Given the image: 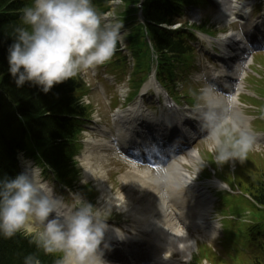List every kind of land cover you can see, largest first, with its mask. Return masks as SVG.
Instances as JSON below:
<instances>
[{
    "label": "clouds",
    "instance_id": "9594fccd",
    "mask_svg": "<svg viewBox=\"0 0 264 264\" xmlns=\"http://www.w3.org/2000/svg\"><path fill=\"white\" fill-rule=\"evenodd\" d=\"M102 20L92 0H32L22 9L23 26L15 29L14 42L7 49L8 73L16 87L28 84L47 94L111 61L118 48L125 47L127 32L117 20ZM201 96L197 122L206 133L212 162L243 163L255 138L236 111V97L211 85ZM206 165L202 162V168ZM167 179L158 177L156 182ZM112 214V204L97 207L79 194L68 210L65 201L38 183L35 170L28 167L0 177V236L31 237L45 254H60L57 264H108L105 254L112 248L105 234ZM114 231L118 240L126 239L123 231ZM24 264H40V260L29 255Z\"/></svg>",
    "mask_w": 264,
    "mask_h": 264
},
{
    "label": "trees",
    "instance_id": "16d2710c",
    "mask_svg": "<svg viewBox=\"0 0 264 264\" xmlns=\"http://www.w3.org/2000/svg\"><path fill=\"white\" fill-rule=\"evenodd\" d=\"M23 4L22 0H0V177L18 173L16 155L22 150L39 162L49 163L58 179L70 183L73 177L68 166L70 151L59 144L60 140L70 137L63 115L72 114L74 110L67 90L57 85L45 94L28 84L17 88L8 73L7 49L14 42L19 24L15 13ZM183 4L185 0H147V18L162 23L173 9L178 10ZM132 41L133 48L137 49L138 38L133 37ZM156 43L161 50L169 49L179 55L186 51L180 42L165 35L159 36ZM250 187L254 199L264 205V180ZM29 255L39 259L40 264L53 261L52 254H45L28 238L19 234L11 239L0 236V264H24ZM260 264H264V258Z\"/></svg>",
    "mask_w": 264,
    "mask_h": 264
},
{
    "label": "bare ground",
    "instance_id": "6f19581e",
    "mask_svg": "<svg viewBox=\"0 0 264 264\" xmlns=\"http://www.w3.org/2000/svg\"><path fill=\"white\" fill-rule=\"evenodd\" d=\"M245 2L246 1H248V0H244ZM242 6H243V3H242V0H230L229 1V7L226 9V10H223L221 13H220V16H219V18H221V19H223V20H231V19H239V20H241L242 22H244L245 23V25H243V30H244V33L246 34V35H248L249 37L251 36V40H253L254 39V37H255V35H258L259 34V32H261V30L264 28V15L263 16H261L257 21H255V22H252V21H247L245 18H244V16L246 17V15L244 14V12L242 11ZM226 14V15H225ZM263 34H264V32H263ZM247 45V46H246ZM246 45H244V44H240V43H238V37H236V36H230V37H227V38H225V39H223L222 40V43H221V47L223 48V49H227V50H232V52L233 51H236V50H240L242 47H248V44H246ZM248 62L245 60V59H239V62H238V65H236L237 67H238V70H236V71H234V70H232L231 72H232V74L234 73V72H236V75H235V77H234V79H236V80H238L239 78H241L242 77V74H239L238 73V71L239 70H242L241 71V73L244 71L245 72V70H246V67L248 66ZM238 86V88H239V85H237ZM241 91V90H240ZM163 119H164V117L162 116L160 119H152V120H150L149 122H147L146 121V124H145V130H147V131H149V132H154V128H156L155 126H157V124H160V123H162V121H163ZM172 121V120H171ZM166 122H168V121H166ZM172 123V122H171ZM171 123H169V125H168V123L166 124L165 123V125L167 126V127H170L171 125ZM189 124V122L186 120V126ZM163 126V125H162ZM178 128H180V130H183L184 129V124L182 123V122H179L177 125H176ZM175 130V133H176V135H178V133H177V130L176 129H174ZM136 131H135V129L134 128H132L131 126H130V124L129 123H125V124H123L122 123V132H121V134H120V136H119V141H121V142H129V141H127V137L129 136V137H131L134 133H135ZM206 134V133H205ZM137 135V134H136ZM130 143V142H129ZM130 144H126V145H124V147L125 148H130ZM140 155H141V153H140ZM30 161V160H29ZM17 162H18V160H17ZM25 162V161H24ZM25 167H28V168H30L29 167V165L28 166H25ZM178 166L177 165H172L171 167H170V169H176ZM179 168V167H178ZM87 173L89 174V175H91V172L90 171H87ZM35 175H37V172L35 171ZM180 175H182L183 176V174H182V172H180ZM142 178L140 179L142 182L144 181V182H149L150 180L149 179H146L147 178V176L145 175V174H143L142 176H141ZM151 183H153V182H156V181H154V180H152V181H150ZM41 183V182H40ZM157 183V182H156ZM177 183H184V185L185 186H189V194H192V196H193V199H192V201L191 202H189L188 204H192L193 203V201H197V200H200V199H203V197H205V198H207V199H209V201H208V204H207V206H206V210H204L203 212L205 213V211H209V210H211V206L213 205V202H214V200L212 199V197H210L209 195H208V193L207 192H204V190H201V189H199L196 185H195V182H194V180L191 178V176L188 174V175H186L184 178H173V180H171L170 181V185L171 184H177ZM173 188V187H172ZM169 189H170V187H169ZM176 189V188H175ZM170 192H171V194L173 195V197L174 198H176V194L178 193V191H177V189L175 190V192H173L171 189H170ZM119 203L120 204H122V202L121 201H116V203L115 204H117L118 206H120L119 205ZM155 211V215L157 214V216L159 217V213H157V210H154ZM124 212H126V213H128V214H132V215H134V216H142V218H143V220L145 221V222H148L149 221V219L150 218H146V217H144L143 216V210H141V209H139V214L137 213V211L136 210H134V209H129V206H127V207H125V209H124ZM166 217H167V211H166ZM157 219L156 218H153V221H156ZM200 221H203L202 219H199ZM166 221H167V224L169 225V226H172V227H169L168 229H166L165 231H166V233H165V235H166V240L167 241H169V240H171L170 242H174V240H172L173 239V237H176V238H179L180 239V241L183 243V235H182V232L177 228V226H173L174 225V223L173 222H171L170 220H168L167 218H166ZM147 226H149L150 227V225H147ZM153 226V228L155 229V230H158L159 228H161L160 226H155V225H152ZM109 235L111 234L110 232L108 233ZM109 237V236H108ZM169 237H171V238H169ZM154 244H155V242H154ZM149 245H151V242H150V240H149ZM152 246V245H151ZM118 247V245L117 244H113V245H111V248H112V250H114L115 248H117ZM111 250V251H112ZM110 251V252H111ZM110 252H106V254H105V257H108L109 256V254H110ZM135 254V253H134ZM143 255H139V256H137L136 258H134L133 257V260L135 261V260H137V258L138 259H140L141 257H142ZM125 257H128V256H125Z\"/></svg>",
    "mask_w": 264,
    "mask_h": 264
},
{
    "label": "rangeland",
    "instance_id": "374dc122",
    "mask_svg": "<svg viewBox=\"0 0 264 264\" xmlns=\"http://www.w3.org/2000/svg\"><path fill=\"white\" fill-rule=\"evenodd\" d=\"M218 15L219 14L216 11H214L213 9L208 7L205 10V12L200 13L199 17L205 16V18H206L207 16H210L212 19V23L210 24V26L213 27L216 24L217 29L219 30L220 28H222V26L217 24V22H216V18L218 17ZM259 61L264 63V60L260 59ZM191 76H192V78H195L196 73L194 72ZM126 90H127V88L124 86L123 89H120V92L123 94L124 92H126ZM201 97H199L198 95L195 94L194 99L197 102H199ZM93 101L96 105L98 104L97 99H94ZM98 114L101 117L106 116V112L100 106V104L98 107ZM207 147H208V141L206 139H204L202 141V143L196 145L198 152H200L201 156L204 159V163H207L206 166L209 165V163L207 161H210L209 160V154H208L209 152L207 150ZM253 150H255V149L253 148ZM257 155H264V153L263 154L257 153ZM236 162L238 164H240L239 161H236ZM96 163H99L101 165L105 164L104 162H101V161H97ZM96 163L91 166L92 173L98 172V170L100 168V165H98ZM130 168L131 167L128 166L125 162H123V161L118 162L117 167L113 168L112 172H113V175L115 173H117L118 171H121V172H120V174L116 175L117 177L115 179L121 182V176L127 171V169H130ZM92 180H93L94 185H96L95 187L100 189L101 188L100 184H101L102 180H98L97 176L95 174H93ZM128 180H129V183L124 187H123L122 183H119V185L117 187L109 185V188L113 187L112 192L107 193V194H100V199L101 200H102V198L105 199V200H103L104 203L109 206V204H112V202H113L112 199H116L119 195L124 193V195H126L128 197L129 196L134 197L133 199H131L134 204L137 202L138 203L143 202L140 204V207H142L144 209V207L146 206V202H148V199H150V197H145L146 194L149 196H152L153 194L148 193V190L142 188L143 183L140 180H137L134 177L128 178ZM130 187H132L134 189V192L131 193V195H130V191H129ZM221 207H222L221 209L223 210V213L225 211H227L228 213L235 215L239 219L238 223L241 226H243V229H247L249 227V225L245 224V221H244L245 217H249L254 222H256V224H258L260 229L264 232V210H259L258 208H256L249 199H242L240 196H238L235 199H233L232 197H228V199H222ZM132 217H134V215L130 216V218H132ZM130 218H128V219H130ZM212 245L215 248H217V247L224 248V246H219L216 243H213Z\"/></svg>",
    "mask_w": 264,
    "mask_h": 264
}]
</instances>
